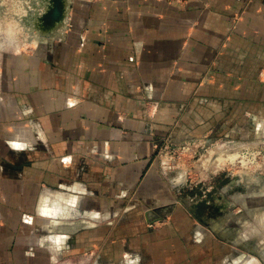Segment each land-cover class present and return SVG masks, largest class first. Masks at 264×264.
<instances>
[{"label": "crops", "instance_id": "0c3cea01", "mask_svg": "<svg viewBox=\"0 0 264 264\" xmlns=\"http://www.w3.org/2000/svg\"><path fill=\"white\" fill-rule=\"evenodd\" d=\"M63 5L0 57V264H261L182 209L156 149L264 129V0Z\"/></svg>", "mask_w": 264, "mask_h": 264}, {"label": "rangeland", "instance_id": "374dc122", "mask_svg": "<svg viewBox=\"0 0 264 264\" xmlns=\"http://www.w3.org/2000/svg\"><path fill=\"white\" fill-rule=\"evenodd\" d=\"M47 3L48 0H0V57L5 52H16L20 42L28 41L29 37L45 36L47 28L39 17ZM230 133L211 140L157 146L158 160L167 171V179L175 183L183 210L201 206L204 211L205 203L209 202L229 207L231 212L238 211V219L250 223L244 227L247 232L244 238L254 236L245 241L226 242L228 248L234 249L235 254L239 251L240 261L251 255L264 264V129ZM232 153L236 154L235 160H226L220 167L218 164H224L220 158ZM138 211L134 213L141 216ZM172 211L173 205L156 213L165 217ZM147 228L153 230L156 224H147ZM240 232L243 228L237 225L225 234L228 238V234Z\"/></svg>", "mask_w": 264, "mask_h": 264}, {"label": "flooded vegetation", "instance_id": "af4514ba", "mask_svg": "<svg viewBox=\"0 0 264 264\" xmlns=\"http://www.w3.org/2000/svg\"><path fill=\"white\" fill-rule=\"evenodd\" d=\"M31 37H29V40ZM216 207V208H215ZM205 210L202 211L203 208L201 206H196L191 210L192 216L198 220L199 223H204L205 225L208 226V230L212 231L216 235H218L222 239H226L228 241H241L240 235L239 234H234L229 236L228 238L226 236V231L233 230L237 225L244 231V235H246L247 232H245V225L248 224L249 222L245 223L246 220L241 221L237 217V212H231L229 211V207L226 206H213L209 205V202L205 203ZM258 211V210H257ZM256 211V212H257ZM255 212V213H256ZM255 215V214H254ZM254 218H253V223H254ZM250 224V223H249ZM254 235H250L248 238L253 237ZM247 238V239H248ZM245 241V240H243Z\"/></svg>", "mask_w": 264, "mask_h": 264}, {"label": "water", "instance_id": "95a60500", "mask_svg": "<svg viewBox=\"0 0 264 264\" xmlns=\"http://www.w3.org/2000/svg\"><path fill=\"white\" fill-rule=\"evenodd\" d=\"M65 0H48L47 8L39 17L42 25L47 28V33L61 25L64 20Z\"/></svg>", "mask_w": 264, "mask_h": 264}, {"label": "clouds", "instance_id": "9594fccd", "mask_svg": "<svg viewBox=\"0 0 264 264\" xmlns=\"http://www.w3.org/2000/svg\"><path fill=\"white\" fill-rule=\"evenodd\" d=\"M69 203L74 204L75 200H72ZM60 212H61V208L59 207L58 204H53L52 207H48L47 202H45V206L40 211V215L46 216V217H55ZM57 242H59V241H57Z\"/></svg>", "mask_w": 264, "mask_h": 264}, {"label": "bare ground", "instance_id": "6f19581e", "mask_svg": "<svg viewBox=\"0 0 264 264\" xmlns=\"http://www.w3.org/2000/svg\"><path fill=\"white\" fill-rule=\"evenodd\" d=\"M223 158H220V160L222 161V163H226V160H229L231 162H233L235 160V157H236V154L235 153H232V154H227V156H222ZM217 160H219L217 158ZM216 160V161H217ZM219 160V161H220ZM215 161V160H214ZM225 163L222 165V164H218L220 167H223L225 165ZM217 165V164H216Z\"/></svg>", "mask_w": 264, "mask_h": 264}, {"label": "built area", "instance_id": "2783aa9c", "mask_svg": "<svg viewBox=\"0 0 264 264\" xmlns=\"http://www.w3.org/2000/svg\"><path fill=\"white\" fill-rule=\"evenodd\" d=\"M168 1H172V2H180L181 0H168Z\"/></svg>", "mask_w": 264, "mask_h": 264}, {"label": "snow or ice", "instance_id": "6c2138e0", "mask_svg": "<svg viewBox=\"0 0 264 264\" xmlns=\"http://www.w3.org/2000/svg\"><path fill=\"white\" fill-rule=\"evenodd\" d=\"M17 147H19V145H17Z\"/></svg>", "mask_w": 264, "mask_h": 264}]
</instances>
